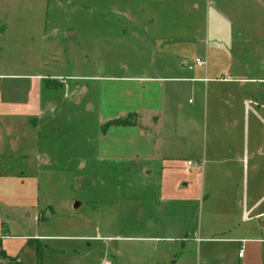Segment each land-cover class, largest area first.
<instances>
[{
  "label": "rangeland",
  "instance_id": "rangeland-1",
  "mask_svg": "<svg viewBox=\"0 0 264 264\" xmlns=\"http://www.w3.org/2000/svg\"><path fill=\"white\" fill-rule=\"evenodd\" d=\"M260 3L0 0V105L27 104L29 76L47 80L35 129L0 118V248L20 264H38L36 251L41 264H217L221 244L194 240L201 207L163 200L161 160L183 161L197 104L164 78L197 57L221 62L232 14ZM132 112L157 116L156 135L115 123H135Z\"/></svg>",
  "mask_w": 264,
  "mask_h": 264
},
{
  "label": "crops",
  "instance_id": "crops-1",
  "mask_svg": "<svg viewBox=\"0 0 264 264\" xmlns=\"http://www.w3.org/2000/svg\"><path fill=\"white\" fill-rule=\"evenodd\" d=\"M247 2L261 4L260 0ZM260 10L256 14H232L230 38L220 34L217 42L216 55L221 62L209 67L206 62L201 67L194 65L197 69L193 72H187L182 65L173 66L172 77L164 78L170 83H185L184 88L195 95L197 104L187 101L184 162L161 160L163 165L168 164L160 167L162 181L166 175L168 182L163 200L172 212L180 205L201 207L204 222L196 230L194 240L221 244L217 264H264L263 4ZM223 37L229 40L230 49ZM29 78L32 93L28 103L0 105V118L36 122L41 112L40 93L46 88L43 81L47 80L39 74ZM131 115L137 118L133 126L141 128L143 134L153 131L156 135L157 116L147 125L137 112ZM154 144L158 155L159 148Z\"/></svg>",
  "mask_w": 264,
  "mask_h": 264
},
{
  "label": "trees",
  "instance_id": "trees-1",
  "mask_svg": "<svg viewBox=\"0 0 264 264\" xmlns=\"http://www.w3.org/2000/svg\"><path fill=\"white\" fill-rule=\"evenodd\" d=\"M54 88H56V87H54ZM115 123L119 124V125H130V126L135 125L134 122H128L127 120H120V119L116 120ZM41 255H42L41 251L35 252V256H36L38 264H41V261H40ZM1 260H7L6 264H20L15 258L10 257L9 255L6 254V252L3 249L0 248V261ZM0 264H2V263L0 262Z\"/></svg>",
  "mask_w": 264,
  "mask_h": 264
},
{
  "label": "built area",
  "instance_id": "built-area-1",
  "mask_svg": "<svg viewBox=\"0 0 264 264\" xmlns=\"http://www.w3.org/2000/svg\"><path fill=\"white\" fill-rule=\"evenodd\" d=\"M192 64L195 65V66H197V67H201V66H204L205 65V61L203 59L197 57V58H195L193 60V63ZM224 76H226V74ZM188 165H190L189 162H188ZM238 255L241 256V253H239Z\"/></svg>",
  "mask_w": 264,
  "mask_h": 264
}]
</instances>
